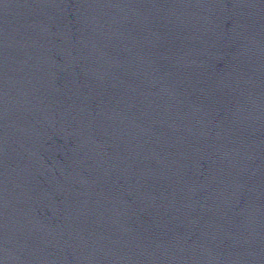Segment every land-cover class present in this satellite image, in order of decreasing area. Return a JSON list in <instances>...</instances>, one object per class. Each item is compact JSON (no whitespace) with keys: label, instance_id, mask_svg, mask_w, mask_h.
<instances>
[{"label":"water","instance_id":"95a60500","mask_svg":"<svg viewBox=\"0 0 264 264\" xmlns=\"http://www.w3.org/2000/svg\"><path fill=\"white\" fill-rule=\"evenodd\" d=\"M0 264H264V0H0Z\"/></svg>","mask_w":264,"mask_h":264}]
</instances>
